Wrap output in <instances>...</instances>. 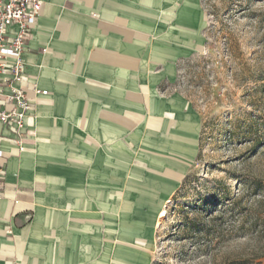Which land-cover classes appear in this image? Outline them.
Wrapping results in <instances>:
<instances>
[{"label": "crops", "instance_id": "0c3cea01", "mask_svg": "<svg viewBox=\"0 0 264 264\" xmlns=\"http://www.w3.org/2000/svg\"><path fill=\"white\" fill-rule=\"evenodd\" d=\"M155 2L159 0H43L23 55L27 75L23 84L34 82L48 94L36 95L25 87L35 105L26 126L29 134L19 142L0 123L4 138L0 146L7 154L6 189L0 198V264H100L98 233L100 242L105 240L97 228L106 227L113 212L117 233L124 238L117 245L125 251L117 264H146L145 221L125 219L128 210H135L129 189L149 210H158L165 199L159 193L173 189L187 162H168L162 172L148 168L158 173L159 178H153L159 184L139 181V163L130 164L129 114L153 113L149 123L186 157L195 153L198 129L188 115H155L161 107L152 84L146 109L130 108L137 96L129 88V70L139 65L145 51L138 31L142 6ZM196 15L184 8L172 19L190 23ZM198 24H203V17ZM165 31L164 37L171 39L172 26ZM181 36L175 45L158 43L153 50L168 52L173 61L178 49L201 47L186 34ZM170 71L171 62L166 65ZM129 175L135 179L133 186ZM151 211L144 215L152 217ZM102 250L100 260L106 264V245Z\"/></svg>", "mask_w": 264, "mask_h": 264}, {"label": "rangeland", "instance_id": "374dc122", "mask_svg": "<svg viewBox=\"0 0 264 264\" xmlns=\"http://www.w3.org/2000/svg\"><path fill=\"white\" fill-rule=\"evenodd\" d=\"M186 1L196 7L184 4ZM142 7L145 11L138 31L145 51L139 65L129 70V88L137 96L130 108L146 109L152 84L161 107L155 115H188L198 127L195 153L186 157L171 147L163 131L149 123L153 113L129 114L130 164L139 163V181L159 184L153 178H159L158 173L148 168L162 172L168 162H187L173 189L159 193L165 199L158 210H149L129 189L135 210H128L125 219L145 221L142 246L146 264H223L234 257L259 256L264 253L263 240L252 233L238 235L229 213L223 218L226 224L220 225L215 218L221 211L215 208V197H222L225 188L232 195L241 194L244 180L264 182V0H159ZM184 8L203 17V24L198 26V18L190 23L183 18L173 20ZM166 13L171 16H163ZM163 22L172 26L171 39L164 37L168 26ZM182 34L201 47L178 49L173 61L168 52L153 50L158 43L175 45ZM179 57L188 58L180 71V89L173 85ZM170 62L172 71L167 73ZM128 180L133 186L135 179L129 175ZM149 211L150 218L144 215ZM113 216L106 227L97 228L105 240L101 243L98 233L96 261L100 264L105 245L106 264L119 263L120 253H125L117 247L124 238L117 233V213ZM106 229L112 231L110 235ZM260 260L264 264V254Z\"/></svg>", "mask_w": 264, "mask_h": 264}, {"label": "built area", "instance_id": "2783aa9c", "mask_svg": "<svg viewBox=\"0 0 264 264\" xmlns=\"http://www.w3.org/2000/svg\"><path fill=\"white\" fill-rule=\"evenodd\" d=\"M42 7L43 0H0V123L14 133L15 142L29 134L26 126L34 111L35 102L26 89L36 95L48 94L34 82L23 84L27 78L23 55ZM6 155L0 146V198L6 189Z\"/></svg>", "mask_w": 264, "mask_h": 264}, {"label": "trees", "instance_id": "16d2710c", "mask_svg": "<svg viewBox=\"0 0 264 264\" xmlns=\"http://www.w3.org/2000/svg\"><path fill=\"white\" fill-rule=\"evenodd\" d=\"M187 61L188 58H182L177 63V78L174 84L179 89L180 71ZM203 129L204 125L200 130L199 141L203 135ZM243 183L244 187L241 194L232 195L229 188H225L222 197H215V208L221 210L215 218L220 221V225H225L226 220L223 218L225 214L229 213V218H234V228L238 235L252 233L264 242V182L253 179L252 181L244 180ZM263 254L234 257L226 260L223 264H262L260 259Z\"/></svg>", "mask_w": 264, "mask_h": 264}]
</instances>
